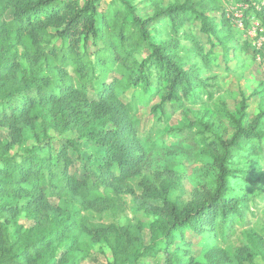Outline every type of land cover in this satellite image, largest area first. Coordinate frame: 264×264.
Returning a JSON list of instances; mask_svg holds the SVG:
<instances>
[{
  "label": "trees",
  "instance_id": "trees-1",
  "mask_svg": "<svg viewBox=\"0 0 264 264\" xmlns=\"http://www.w3.org/2000/svg\"><path fill=\"white\" fill-rule=\"evenodd\" d=\"M100 1L0 0V128L10 139L0 138V264H82L99 242L110 245L106 264H149L158 254L162 264H252L259 240L246 235L244 243L230 245L238 227L247 225L245 203L252 198L231 194L229 180L236 176L253 188L264 178L254 164L264 157V111L248 121L243 97L234 112L221 107L211 117L194 115L189 106L206 103L203 98L219 89L176 53L184 35L203 55L205 45L212 49L213 39L230 32V21L211 20L203 0H152L147 17L135 0H108L104 8ZM232 1L246 6L244 28L256 21L264 36V2ZM8 10L12 16L4 19ZM193 20L204 44L187 30ZM252 44L264 59V41ZM128 88H141L149 101L158 98L151 117L180 111L189 113L186 121L163 133L151 127L142 137L132 105L119 97ZM37 124L58 133L74 130L102 147L95 178L78 170L81 142L73 139L52 150L44 135L10 154ZM238 157L246 159L235 167ZM184 159L194 164L198 184L187 198H172L174 166ZM123 193L134 194L138 208L152 216L147 239L140 222L94 224L83 214L108 210ZM49 194L76 208L52 204ZM22 211L32 226L17 223ZM188 236L202 244L198 257L187 249Z\"/></svg>",
  "mask_w": 264,
  "mask_h": 264
},
{
  "label": "rangeland",
  "instance_id": "rangeland-1",
  "mask_svg": "<svg viewBox=\"0 0 264 264\" xmlns=\"http://www.w3.org/2000/svg\"><path fill=\"white\" fill-rule=\"evenodd\" d=\"M163 4L174 1L184 0H161ZM254 2V0H252ZM108 0H101V8L106 7ZM138 4V13L142 17H147L152 12V0H135ZM206 3V13L218 25L221 24L222 19H228L230 22L236 18V15L241 14L242 10L237 5L233 4L232 0H203ZM199 5H201L199 3ZM12 10H8L4 15V19H10ZM229 22L230 32L220 33L219 39H213L214 46L211 49L209 45L203 48V55H200L198 50L191 44L188 37L180 35L176 51L178 59L186 68H193L198 71L199 75L206 79L209 83L218 87L219 91L214 96L206 100L204 104L189 106L194 115L208 116L215 114L217 108L226 107L230 112H234L240 100L244 97L246 101V115L247 120L250 121L255 118L259 112L264 111V59L258 55L253 54V40L255 33L249 35L251 26L246 29H239L236 25ZM189 33H193L194 37L201 44L205 43V37L199 31V21L193 20L186 24ZM186 30V32H187ZM54 32V30H51ZM186 34V33H182ZM189 36V35H187ZM256 40V38L254 39ZM247 42L248 46L243 44ZM56 43H60L57 40ZM22 68L25 67L23 59H19ZM90 95H92L90 93ZM119 97L123 102H128L132 105L136 116L140 119V133L144 137L147 130L151 128L153 134L158 132H165L169 127H177L186 121V116L189 113H182L180 111L174 113L169 117H161L158 115L150 116V106L158 101V98L149 101L147 94H144L141 88H128L125 91H119ZM264 128V119L262 122ZM48 136L52 150L58 149L62 146L64 140L73 139L81 142L80 159L75 163L78 170L88 172L92 179L97 174V166L101 163L104 149L95 143L81 140L78 138L76 131H66L58 133L53 130H44L40 125H36L32 129H27L24 132L23 140L20 144L13 145L10 149V154L22 153L25 149L34 146L43 137ZM0 138L4 141H9L8 130L0 128ZM171 140V139H170ZM169 140V142H170ZM73 156L75 153L70 150ZM246 158L238 157L234 163L235 167L242 166ZM254 164L258 165V176L264 175V157L256 158ZM194 164L188 159L182 160L174 166V173L178 183L173 189L172 198L180 197L187 198L191 189L198 184V180L193 175ZM73 169V167H72ZM231 194L245 200V197L252 198L251 203L246 202V226H239L237 235L231 240L232 248L239 243L245 242V236L249 235L252 238L259 240L260 246L257 256L254 257L252 264L264 263V178L258 185L251 188L247 183L238 178L233 177L229 180ZM131 187L136 196L140 195L137 182H133ZM134 194L123 193L119 196L116 203H113L111 208L103 212L87 211L83 212L88 219L94 224H116L124 226L128 224H136L140 222L145 228L144 237L147 239L148 232L146 230L148 224L152 221V216L144 213L138 208L133 200ZM52 204L59 205L65 209L71 210L76 208L74 204L65 200L58 199L53 195H48ZM244 198V199H243ZM158 204L159 201H150ZM18 224L24 227L33 225V220L25 214L20 212L16 218ZM12 234L14 226L9 227ZM189 235V233H186ZM189 246L187 249L198 257L202 244L198 239H193L188 236ZM89 257L82 264H106L111 260L110 245L106 242H99L91 244ZM164 256L158 254L155 258H149L146 261L149 264H162Z\"/></svg>",
  "mask_w": 264,
  "mask_h": 264
},
{
  "label": "built area",
  "instance_id": "built-area-1",
  "mask_svg": "<svg viewBox=\"0 0 264 264\" xmlns=\"http://www.w3.org/2000/svg\"><path fill=\"white\" fill-rule=\"evenodd\" d=\"M261 2H264V0H261ZM238 8H240L242 10V13L241 14H238L236 15V18L233 19V23L234 25L237 26V28L239 29H244V22H243V19H244V10L246 9V6L244 5H237ZM251 30L248 32L249 35H251V33H255L254 36H257L256 40H254V43L257 47H259L262 42L264 41V36L263 35H259V32H262V29L259 28L258 24L256 23V21H254V23L252 24L251 26ZM251 37L250 39H252V36H249Z\"/></svg>",
  "mask_w": 264,
  "mask_h": 264
}]
</instances>
